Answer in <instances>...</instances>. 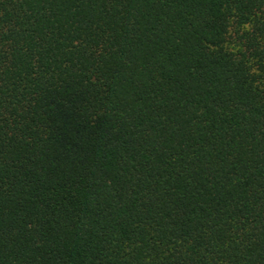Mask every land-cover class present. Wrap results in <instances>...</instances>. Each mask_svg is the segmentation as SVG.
<instances>
[{"label":"trees","instance_id":"16d2710c","mask_svg":"<svg viewBox=\"0 0 264 264\" xmlns=\"http://www.w3.org/2000/svg\"><path fill=\"white\" fill-rule=\"evenodd\" d=\"M0 264H264V0H0Z\"/></svg>","mask_w":264,"mask_h":264}]
</instances>
